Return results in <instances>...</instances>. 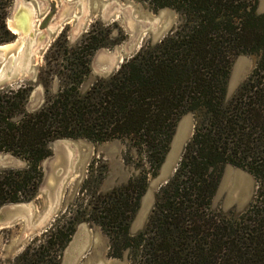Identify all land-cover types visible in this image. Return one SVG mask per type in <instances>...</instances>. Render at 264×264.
Segmentation results:
<instances>
[{
  "label": "trees",
  "instance_id": "16d2710c",
  "mask_svg": "<svg viewBox=\"0 0 264 264\" xmlns=\"http://www.w3.org/2000/svg\"><path fill=\"white\" fill-rule=\"evenodd\" d=\"M14 1L0 0V42L14 36L6 20ZM144 1L176 9L181 21L117 70L83 87L96 51L124 38L110 41L97 20L75 42L61 34L37 79L0 88V151L25 161L0 168V206L37 194L42 161L56 139H127L140 168L109 190L83 192L72 210L0 264H59L82 220L101 225L110 254L120 257L128 249L132 264H264V13L258 0ZM242 53L259 58L228 99L230 68ZM188 112L195 115L193 135L145 228L132 233L149 176L158 172ZM226 163L257 179L252 202L237 214L213 206Z\"/></svg>",
  "mask_w": 264,
  "mask_h": 264
},
{
  "label": "rangeland",
  "instance_id": "374dc122",
  "mask_svg": "<svg viewBox=\"0 0 264 264\" xmlns=\"http://www.w3.org/2000/svg\"><path fill=\"white\" fill-rule=\"evenodd\" d=\"M17 1L15 0L11 6L6 20ZM22 3L25 8L33 11L30 44L35 43L38 47L36 51L38 64L27 73L25 81L38 78L49 48L61 34H65L70 42H75L97 20L102 23V35H106L110 41L120 34H123L124 38L116 44L103 46L96 51L91 72L85 79L83 87L90 85L98 76L112 73L113 71L103 74L100 67L115 61L119 53L122 56L135 53L147 41L155 42L161 39L181 21V15L176 9L171 7L155 9L144 0H23ZM258 12L264 13V0H258ZM258 58L259 53H242L234 59L227 83L228 99L250 75ZM185 116L188 118L191 134L195 127L193 112L181 116L175 131ZM128 147L127 139L123 138L105 141L86 137L54 140V144L51 143L52 154L42 161L43 180L40 188L33 198L26 200L31 201L28 211L17 208V202L0 206V260L13 259L35 237L41 236L51 227L61 214L72 210L76 206L75 202L82 196H87L83 192L91 194L97 190L106 191L137 175L140 168L135 160L136 151L134 149L129 151ZM183 151L184 145L179 150V157ZM24 164L25 161L20 157L0 151V168ZM161 166L162 163L156 175L149 176L147 189L140 199L139 208L131 223L132 233L145 228L158 192L165 184L164 179L152 184L160 173ZM256 189L257 179L251 171L226 163L222 168L213 206L230 214L240 213L250 205ZM147 193L151 194L150 204L142 219L137 220L142 209L143 197ZM82 215L79 212V216ZM36 226H39V229L32 231ZM74 239H77L75 245L77 252L70 264H132L128 249L120 257L110 254L109 235L101 225L89 220L77 222L71 239L63 249L59 264H64L66 253Z\"/></svg>",
  "mask_w": 264,
  "mask_h": 264
},
{
  "label": "water",
  "instance_id": "95a60500",
  "mask_svg": "<svg viewBox=\"0 0 264 264\" xmlns=\"http://www.w3.org/2000/svg\"><path fill=\"white\" fill-rule=\"evenodd\" d=\"M23 0H18L16 6L10 16L8 17L7 23L8 27L11 29L14 38L12 40L6 42H0V88L12 85L18 86L25 82V77L27 73H29L32 69H35L38 61L36 59V51L38 47L35 46V43L30 44V36L32 34V29L29 31L23 30L19 25L15 22V17L21 8L24 7L22 3ZM9 43L8 47L4 45ZM140 47L137 49V51ZM134 54V53H133ZM133 54H129V56H122L120 53L117 56L115 61L103 64L100 67V72L103 74H107L114 70H117L122 62L132 56ZM187 116L184 117L181 125L174 132L169 149L165 155V158L162 162L160 173L154 178L152 184H157L162 179H164L165 183L170 179L169 176L173 175L176 171L178 164L182 158V155L179 157L178 153L181 146L184 145V148L192 137L193 132L189 134V121L187 120ZM187 139V140H186ZM54 144V141L52 142ZM151 201V194L147 193L142 200V209L139 212V218L137 220H141L144 213L147 211L148 206ZM31 201H20L17 202V208L25 209L28 211V206H30ZM140 222V221H139ZM39 226H36L34 230L37 231ZM77 243V239L72 240L69 249L66 253V258L64 264H70L73 261V257L76 254L77 250L75 249V245Z\"/></svg>",
  "mask_w": 264,
  "mask_h": 264
},
{
  "label": "bare ground",
  "instance_id": "6f19581e",
  "mask_svg": "<svg viewBox=\"0 0 264 264\" xmlns=\"http://www.w3.org/2000/svg\"><path fill=\"white\" fill-rule=\"evenodd\" d=\"M33 17H34L33 11L31 9H27V8L23 7L17 13V15L15 17V22L17 25L20 26L21 29L29 31L33 28V21H34ZM162 28H164V27H162ZM9 45H10L9 43H6L4 46L8 47Z\"/></svg>",
  "mask_w": 264,
  "mask_h": 264
}]
</instances>
